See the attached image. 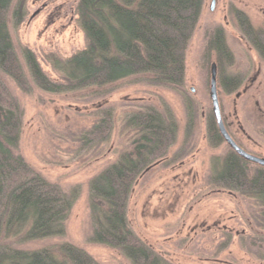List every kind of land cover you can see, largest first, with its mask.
Masks as SVG:
<instances>
[{"label": "rangeland", "instance_id": "1", "mask_svg": "<svg viewBox=\"0 0 264 264\" xmlns=\"http://www.w3.org/2000/svg\"><path fill=\"white\" fill-rule=\"evenodd\" d=\"M78 2L26 0L22 23L8 26L19 58L22 49L31 50L43 73L55 83H60V75L50 63L66 60L86 46L75 14ZM210 3L203 1L185 51L179 87L154 86L141 76L101 88L51 94L30 80L24 66L23 86L0 74L22 113L15 153L62 192L77 193L62 237L17 248L56 249L67 243L99 264H129L117 251L91 241L88 184L133 149L136 134L127 126L128 117L153 109L164 121L173 120L176 134L162 158L152 162L134 185L127 220L135 236L169 264H264V207L211 180L213 170L233 151L208 134L210 120L215 122L209 83L216 57L206 50L211 34L222 31L232 62L217 68L221 116L240 148L264 158V60L235 19V12L243 13L252 27L264 29V0H217L213 11ZM230 79L237 83L233 90L227 88ZM105 112L112 115L108 136L90 135L91 140L85 141ZM246 167L250 173L260 168L248 162Z\"/></svg>", "mask_w": 264, "mask_h": 264}, {"label": "trees", "instance_id": "2", "mask_svg": "<svg viewBox=\"0 0 264 264\" xmlns=\"http://www.w3.org/2000/svg\"><path fill=\"white\" fill-rule=\"evenodd\" d=\"M25 1L0 0V74L20 87L26 83L24 66L41 91L59 94L141 76L154 86H181L185 51L204 0H79L75 14L86 46L66 60L50 63L59 73L60 83L49 80L31 50L22 49L19 58L14 49L8 26L22 23ZM235 19L240 32L264 60V29L252 27L243 13L235 12ZM206 50L215 54L217 68L232 62L220 30L208 38ZM235 82L230 79L227 88L235 89ZM21 117L17 102L0 79V264H99L67 243L56 249L16 247L62 237L77 199V193L62 192L15 153ZM111 120L110 112L102 113L84 140L89 142L90 135L107 137ZM127 126L136 134L133 149L88 184L91 241L117 251L129 264H169L135 236L127 220V206L138 177L166 153L176 127L173 120L164 121L153 109L129 116ZM208 134L211 140L222 141L213 119ZM246 165L231 152L213 170L211 180L264 207V169L250 173ZM262 215L264 219V212Z\"/></svg>", "mask_w": 264, "mask_h": 264}, {"label": "water", "instance_id": "3", "mask_svg": "<svg viewBox=\"0 0 264 264\" xmlns=\"http://www.w3.org/2000/svg\"><path fill=\"white\" fill-rule=\"evenodd\" d=\"M217 0H211L210 3V11H213L216 6ZM209 97L211 101L212 106V113L213 117L218 129V132L222 138V140L227 144V146L242 160L253 163L260 168L264 169V158H259L256 156H253L246 151H244L242 148H240L235 141L232 139V137L227 132L219 106L218 101V93H217V66L215 63H212L210 66V83H209Z\"/></svg>", "mask_w": 264, "mask_h": 264}]
</instances>
